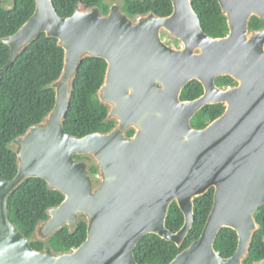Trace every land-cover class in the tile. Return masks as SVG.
<instances>
[{"label": "water", "instance_id": "1", "mask_svg": "<svg viewBox=\"0 0 264 264\" xmlns=\"http://www.w3.org/2000/svg\"><path fill=\"white\" fill-rule=\"evenodd\" d=\"M30 19L2 41L10 47L7 69L41 34L65 51L61 75L50 85L53 109L11 144L18 171L0 176V264H140L139 240L157 234L179 248L195 219L196 199L214 188V203L201 236L168 264H245L255 232L256 212L264 206V0H219L229 32H205L193 0H172L173 12L126 13L119 0L60 15L54 0H35ZM6 7L15 0H0ZM168 33L180 42L168 44ZM88 57L103 58L107 71L98 90L108 107V132L84 137L64 126L79 68ZM232 77L237 84L220 87ZM204 93L181 98L188 82ZM222 103L224 112L203 128L192 124L204 106ZM134 131L132 135L128 132ZM90 157L98 167L91 171ZM42 178L64 200L47 210L27 237L9 216L8 200L26 180ZM184 213L178 231L167 226L171 204ZM84 220L88 236L79 247L56 251L50 238L62 228L71 233ZM224 227L238 234L230 257L216 250ZM32 241L44 243L36 249ZM252 264H264V258Z\"/></svg>", "mask_w": 264, "mask_h": 264}, {"label": "trees", "instance_id": "2", "mask_svg": "<svg viewBox=\"0 0 264 264\" xmlns=\"http://www.w3.org/2000/svg\"><path fill=\"white\" fill-rule=\"evenodd\" d=\"M60 15L69 17L74 14L80 4L83 8L98 6L107 14L110 5L106 0H54ZM193 6L199 15L203 29L213 37H223L229 32L228 21L222 13L219 0H193ZM123 10L131 17L136 14L154 11L161 16L173 12L172 0H123ZM36 9L35 0H15L6 7L0 2V69L10 59V47L2 40L16 33L27 22ZM264 27V19L253 16L251 29ZM164 38L174 43L176 39L164 32ZM166 41V40H165ZM167 42V41H166ZM65 51L58 40L41 34L24 49L17 59L0 72V176L6 180L15 177L18 171L17 154L11 144L28 128L42 121L53 109L56 93L50 85L62 73ZM107 61L103 58L88 57L82 62L75 79L69 110L65 116V129L79 137L95 132H108L115 125L114 120H106L108 107L98 96V90L104 82ZM224 80V88L234 86L237 82L230 76H221L216 82ZM221 87V86H220ZM204 93V87L198 80H192L184 87L181 98L193 100ZM225 110L222 103L204 106L192 120L196 128H203L219 117ZM134 131L128 132L132 135ZM91 171L97 176L98 167L90 157ZM215 189L198 197L195 202V219L191 230L181 248L173 241L151 233L142 237L136 248L135 257L140 264H168L181 251L197 240L204 229L214 203ZM64 195L57 190H50L42 178H30L24 181L9 197V216L11 221L27 236L32 234L40 220L48 218L47 210L59 205ZM260 229L255 232L250 256L245 264H252L264 258V206L256 212ZM185 222V216L177 202L171 204L167 218V226L178 231ZM88 236V226L82 220L73 233L67 227L53 235L49 244L58 251H69L79 247ZM238 234L224 227L219 233L215 248L223 257L232 256L238 247ZM36 249H42L44 243L32 241Z\"/></svg>", "mask_w": 264, "mask_h": 264}, {"label": "rangeland", "instance_id": "3", "mask_svg": "<svg viewBox=\"0 0 264 264\" xmlns=\"http://www.w3.org/2000/svg\"><path fill=\"white\" fill-rule=\"evenodd\" d=\"M76 1H78V0H76ZM119 2H120V4H122V2H123V0H119ZM80 8H83V6L80 4V6H79ZM164 37V36H163ZM166 41H167V43L168 44H170V45H176V46H179L180 45V42L179 41H177L176 43H174L172 40H170L169 38H164ZM223 83H225V81L224 80H222V81H220V86L221 87H224V84Z\"/></svg>", "mask_w": 264, "mask_h": 264}, {"label": "flooded vegetation", "instance_id": "4", "mask_svg": "<svg viewBox=\"0 0 264 264\" xmlns=\"http://www.w3.org/2000/svg\"><path fill=\"white\" fill-rule=\"evenodd\" d=\"M258 29H260V28H258ZM229 87H231V86H229Z\"/></svg>", "mask_w": 264, "mask_h": 264}]
</instances>
